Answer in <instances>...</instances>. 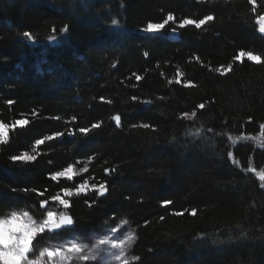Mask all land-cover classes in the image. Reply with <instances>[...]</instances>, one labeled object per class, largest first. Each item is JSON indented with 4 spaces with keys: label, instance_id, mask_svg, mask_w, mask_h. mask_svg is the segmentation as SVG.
Listing matches in <instances>:
<instances>
[{
    "label": "trees",
    "instance_id": "16d2710c",
    "mask_svg": "<svg viewBox=\"0 0 264 264\" xmlns=\"http://www.w3.org/2000/svg\"><path fill=\"white\" fill-rule=\"evenodd\" d=\"M169 12L176 23L141 31ZM205 15L214 20L200 29L178 28ZM261 15L264 0H0V122L9 125L0 218L24 210L42 219L61 189L106 183L104 196L66 197L75 232L45 233L33 247L124 219L135 236L129 264H264V63L235 59L264 60ZM18 119L29 124L13 127ZM25 151L37 160L11 159ZM70 165L73 180L50 179Z\"/></svg>",
    "mask_w": 264,
    "mask_h": 264
},
{
    "label": "snow or ice",
    "instance_id": "6c2138e0",
    "mask_svg": "<svg viewBox=\"0 0 264 264\" xmlns=\"http://www.w3.org/2000/svg\"><path fill=\"white\" fill-rule=\"evenodd\" d=\"M250 2L255 3V0H250ZM176 17L169 12L166 18L163 19L160 23H147L146 28H142L141 31L148 33V34H156L160 33L161 30L165 29L166 25H169L170 22L176 23ZM213 15H205L202 19H190L184 18L179 21L178 28L184 29L186 26L194 25L196 29H200L206 23L213 21ZM112 25H117V20H112ZM257 23L259 24V32L264 33V15L258 17ZM55 31V29H53ZM65 33L68 32V27L62 30ZM172 32H176V28H172ZM23 36L27 38L28 41H33V36L30 32L25 31ZM56 37H49V41H55ZM148 53H145L147 56ZM247 56L250 61H255L257 63H264V60L258 55H254L251 52H243L241 51L239 55L235 57L236 60H241L242 57ZM228 71H231V65H229ZM141 77L139 75L136 76V80L139 81ZM179 83V81H177ZM191 86V82L189 85ZM104 98L101 97V100ZM138 98L136 96L132 97L133 101H136ZM9 104L13 102L11 100L8 101ZM111 103V101H108ZM199 109H204L205 104L200 103L197 105ZM185 117H195L197 113L192 111L191 114L185 112L182 113ZM73 120L76 117L72 118ZM113 120L116 122L117 125L121 122V117L116 115L113 117ZM29 124L27 119H18L15 121L13 127H24ZM101 125L99 123H93L91 125L92 129H98ZM133 127H136L134 125ZM145 129L149 128L150 125L148 123H143L140 125ZM261 127H264L262 125ZM91 131V129L87 127H81L79 129L80 133L87 134ZM211 131V129H209ZM9 134V125L3 122H0V141H5L8 138ZM63 132H55L51 135H46L43 138L36 139L34 142V148H38L39 146L43 145L45 141H51L55 138L63 137ZM228 157L232 159L233 153L231 151L228 152ZM14 162H34L37 160L36 155H30L27 151L23 152L22 155H14L11 157ZM233 163H237V161L233 160ZM88 167L85 166L81 169V172H87ZM108 169H105V173H108ZM250 171H255V169H250ZM50 179L52 181H57L60 178H67L69 181L73 180L74 177V168L70 165L68 167L63 168L62 170L55 171L54 173H50ZM259 180L264 181V172L259 173ZM89 187L93 190V192L99 193L101 196H104L108 192V186L106 183H93L91 185L88 184L87 181H84L75 188H63L61 189V194H56L51 197V201L58 203L63 209L67 210L71 207V202L66 197H72L75 194H86ZM261 187L264 188V184H261ZM25 191H28L25 189ZM36 191V190H33ZM38 195L43 196V192H38ZM171 200H164L162 201V206H167L171 204ZM49 204L47 199H44L40 202L41 208H46ZM192 215L196 214V210H192ZM175 215H183L181 212L175 213ZM161 220L164 217H160ZM123 223L127 224V221ZM75 222L72 215L67 214V212H57V211H46L43 219L40 222L33 220L32 217L29 215L28 211H24L22 214L18 213L17 211H12L11 215L7 218L0 219V264H42L41 258L47 257L49 260H52L55 257H60L62 260H71L75 255L78 260L81 261H89V260H97L100 257L102 251H108L107 249H102L101 246L103 245H111L112 249H119V254L110 252V255H114L115 259L120 261L121 264H129L127 259H124L125 251H126V241L131 242L134 240V236L129 234L125 239H116L115 237L109 239L107 237L97 239L96 243L91 244L89 246L88 243H81L77 242L75 238H69L63 242V247H43L42 250H39V255L36 259H30L29 256L32 253L33 249V241L39 238L42 240L45 233L56 234L58 230L60 231H72L75 232ZM112 233H117L118 228L112 227ZM39 242V241H38ZM99 264V261H98Z\"/></svg>",
    "mask_w": 264,
    "mask_h": 264
},
{
    "label": "rangeland",
    "instance_id": "374dc122",
    "mask_svg": "<svg viewBox=\"0 0 264 264\" xmlns=\"http://www.w3.org/2000/svg\"><path fill=\"white\" fill-rule=\"evenodd\" d=\"M258 28H259V24H258ZM256 140H257V142H260L259 139H256ZM77 173H78V171L76 169H74V175ZM89 189H90V187H89ZM48 210L57 211V212H65L62 206H60L58 203L53 202V201H52V204L47 207L46 211H48ZM17 212L22 214L24 212V210H19ZM10 215H11V213L8 216H10ZM8 216L0 218V219L7 218ZM32 219L36 220L37 222H40L43 218L42 219H34L32 217ZM124 221H126V220L118 219L114 224H109V223L104 224L103 227L100 229V231L92 232L91 234H89L86 237H81L77 234L72 233V234H69L68 236L61 237V238H51L50 240L46 239L44 243L42 242V244L36 243L32 249L33 254H31L30 259H36L39 255V250H42L43 247H51V248L61 247L62 248L63 242L69 238H75V239H77V242L88 243L89 246H91V244L96 243L97 239H100V238L107 237V238L111 239V238L115 237L116 239H125L129 234H132L134 236V229L131 228L128 225V223L127 224L123 223ZM112 227L118 228V232L112 233L110 230ZM133 241H131L130 243L126 241V251H125V256L123 257L124 259H127V260L131 259L129 251L131 249ZM101 248L107 249L108 251H102L101 252L100 257H98L99 264H121L120 261L115 259L114 255L109 254L110 252L119 254V249H112L110 244L103 245V246H101ZM41 260H42V264H78L81 261V260H78L75 255L73 256V258L71 260H62L60 257H55L52 260H49L47 257H43V258H41ZM91 261H94L98 264L97 260H91Z\"/></svg>",
    "mask_w": 264,
    "mask_h": 264
}]
</instances>
